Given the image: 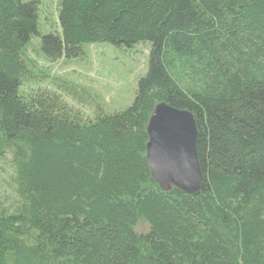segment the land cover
<instances>
[{
  "label": "trees",
  "instance_id": "1",
  "mask_svg": "<svg viewBox=\"0 0 264 264\" xmlns=\"http://www.w3.org/2000/svg\"><path fill=\"white\" fill-rule=\"evenodd\" d=\"M56 5L40 35L37 0H0V264H264V0ZM36 36L49 61L150 42L132 102L88 116L67 86L27 88ZM159 103L195 121L193 194L151 178Z\"/></svg>",
  "mask_w": 264,
  "mask_h": 264
},
{
  "label": "rangeland",
  "instance_id": "2",
  "mask_svg": "<svg viewBox=\"0 0 264 264\" xmlns=\"http://www.w3.org/2000/svg\"><path fill=\"white\" fill-rule=\"evenodd\" d=\"M37 30L40 35L58 29L57 0H37ZM40 37H33L27 54L35 62L27 88L48 87L54 84L67 86L74 94L64 99L85 115H93L94 104L114 112L127 107L133 100L137 83L148 68L150 42H140L131 47H117L107 43L91 44L83 57L49 61L41 51H35ZM75 96V98H74ZM1 188V186H0ZM137 229L145 231L147 225L139 222Z\"/></svg>",
  "mask_w": 264,
  "mask_h": 264
},
{
  "label": "water",
  "instance_id": "3",
  "mask_svg": "<svg viewBox=\"0 0 264 264\" xmlns=\"http://www.w3.org/2000/svg\"><path fill=\"white\" fill-rule=\"evenodd\" d=\"M146 162L152 180L162 189L197 192L201 172L196 153L197 129L192 114L157 104L146 126Z\"/></svg>",
  "mask_w": 264,
  "mask_h": 264
}]
</instances>
